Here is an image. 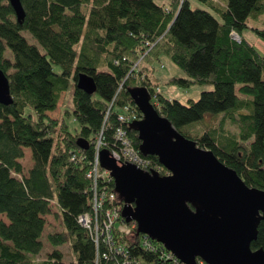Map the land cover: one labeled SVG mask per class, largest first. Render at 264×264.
Returning <instances> with one entry per match:
<instances>
[{
    "label": "trees",
    "instance_id": "obj_1",
    "mask_svg": "<svg viewBox=\"0 0 264 264\" xmlns=\"http://www.w3.org/2000/svg\"><path fill=\"white\" fill-rule=\"evenodd\" d=\"M198 1L206 7H191L188 0H21L19 23L9 2L0 0V68L12 98L0 104V264H93L96 244L77 221L91 210L86 171L100 134L101 148L111 151L118 147L116 129L124 127L138 148L130 123L118 120L125 106L141 118L128 93L132 87H145L181 134L212 150L247 185L264 190V55L242 35L251 28L264 40V29L249 26V17L264 11V0ZM161 55L187 75L169 83L212 88L187 104L165 98L141 66ZM80 74L93 78L94 93L76 88ZM71 85L79 124L74 133L63 118L47 114ZM78 138L88 148H80ZM23 148L32 160L26 172L19 161ZM53 205L62 230L45 232ZM43 236L54 248L36 262ZM142 236L135 228L132 237L118 238L130 264H167L158 252L140 247ZM67 242L69 262L58 248ZM251 248L264 250V220Z\"/></svg>",
    "mask_w": 264,
    "mask_h": 264
},
{
    "label": "water",
    "instance_id": "obj_2",
    "mask_svg": "<svg viewBox=\"0 0 264 264\" xmlns=\"http://www.w3.org/2000/svg\"><path fill=\"white\" fill-rule=\"evenodd\" d=\"M19 23L21 0H7ZM76 88L92 94V77L78 75ZM141 118L129 124L137 133L141 155H152L168 174L147 173L121 165L109 151L99 153L122 201L121 217L134 221L137 233L160 243L184 264H264V250L252 249L264 220V190L249 186L212 150L181 134L151 103L143 86L128 89ZM12 103L9 80L0 68V104ZM80 148H88L82 138Z\"/></svg>",
    "mask_w": 264,
    "mask_h": 264
},
{
    "label": "built area",
    "instance_id": "obj_3",
    "mask_svg": "<svg viewBox=\"0 0 264 264\" xmlns=\"http://www.w3.org/2000/svg\"><path fill=\"white\" fill-rule=\"evenodd\" d=\"M235 35L233 33V37L237 38ZM154 97L153 103L157 105ZM138 119L140 118H138L136 111L130 106H125L123 112L118 115V120L122 124L131 123ZM114 136L118 147L112 149L109 153L118 164L133 165L144 172H157L160 174L163 166L160 163H154L147 156L141 155L124 127L117 128ZM103 144L100 134L97 136L94 145L95 155L93 161L86 171V177L91 185V210L79 215L77 221L87 230L89 237L96 244L97 251L93 264H130L133 259H131L129 250L123 243L118 242V238L132 237L137 224L134 221L125 222L121 217L123 203L118 198L114 184L111 185L113 178L109 171L100 165L99 153ZM72 160H75V156L72 157ZM142 235L138 241L141 248L150 252H158L161 260H168L167 264H184L160 243L159 246L158 242L155 241L156 243H154L153 239L144 234ZM101 244L104 247L102 251L100 250ZM196 262L197 264H206L201 259H197Z\"/></svg>",
    "mask_w": 264,
    "mask_h": 264
},
{
    "label": "rangeland",
    "instance_id": "obj_4",
    "mask_svg": "<svg viewBox=\"0 0 264 264\" xmlns=\"http://www.w3.org/2000/svg\"><path fill=\"white\" fill-rule=\"evenodd\" d=\"M190 1L191 7H198V8H205L206 6L204 3L198 1V0H188ZM83 8V7H82ZM209 9V8H208ZM249 26L256 27L259 29H264V11L257 14V15H251L249 17ZM244 36L255 43V47L257 50L264 55V43L259 40V37L257 34L251 29H244L243 30ZM27 39L32 42L33 39L30 36L28 32H24ZM235 35V33H234ZM236 36V35H235ZM142 68L146 71L147 75L150 79H152L153 82L158 83V90L161 91L163 96L165 98L171 99V100H178L183 104H187L188 100H196L200 93L202 91L210 90L212 88L211 84H191L188 87H182L180 85H175L169 83L170 77H181L185 78L187 75L184 73L182 69H180L177 65H175L168 57L161 55L158 60H144L141 64ZM54 71L58 72V66L53 67ZM73 85L69 86L67 91L61 93L57 108L54 111H49L47 114L51 118H63L64 122L66 123L68 130L72 133H74L76 130H79V124L74 118L72 114V93H73ZM65 110H68L69 113L66 114ZM27 111L31 112L30 107H27ZM210 115H206L205 119L208 121L210 119ZM231 130L236 131L235 126H230ZM23 157L19 159L23 166L24 172H26L32 165L31 160V153L29 148H23ZM56 205H53L52 212L48 215H46V226H45V232L47 231H61V225L59 223V220L56 217ZM1 218L4 221H7L5 216H1ZM43 249L42 251L37 255L36 262L44 259L46 257L47 252L49 253L51 250H53V246L50 245L45 237L43 236ZM61 249L64 253L63 260L65 262H69L73 259L72 253L70 252L68 242L65 243L62 246L58 247Z\"/></svg>",
    "mask_w": 264,
    "mask_h": 264
},
{
    "label": "crops",
    "instance_id": "obj_5",
    "mask_svg": "<svg viewBox=\"0 0 264 264\" xmlns=\"http://www.w3.org/2000/svg\"><path fill=\"white\" fill-rule=\"evenodd\" d=\"M189 2H190V1H189ZM221 3L225 5V0H221ZM242 35H243V37L245 38V40H247V41L253 43L252 41L248 40V39L244 36V33H243V32H242ZM259 40H261V41L264 43V40H262V39H260V38H259ZM253 44L255 45V43H253ZM263 47H264V45H263Z\"/></svg>",
    "mask_w": 264,
    "mask_h": 264
}]
</instances>
